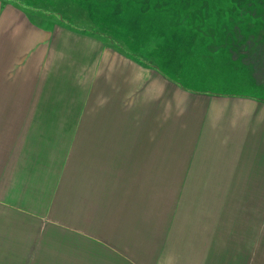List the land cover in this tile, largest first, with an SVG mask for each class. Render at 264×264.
<instances>
[{"label": "rangeland", "instance_id": "374dc122", "mask_svg": "<svg viewBox=\"0 0 264 264\" xmlns=\"http://www.w3.org/2000/svg\"><path fill=\"white\" fill-rule=\"evenodd\" d=\"M13 1L29 7L21 5L36 25L64 28L56 45L65 58L91 46L72 43L68 31L95 49L80 59L78 87L64 85V100L49 94L64 109L48 103L27 118L0 108V264L189 259L188 245L204 242L196 231L225 213L226 198L254 190L168 187L169 156L190 148L183 130L167 124L168 100L183 99L181 85L264 97L239 63H251L264 84V0ZM94 79L95 95L80 101ZM10 81L1 107L24 100L22 78Z\"/></svg>", "mask_w": 264, "mask_h": 264}, {"label": "crops", "instance_id": "0c3cea01", "mask_svg": "<svg viewBox=\"0 0 264 264\" xmlns=\"http://www.w3.org/2000/svg\"><path fill=\"white\" fill-rule=\"evenodd\" d=\"M25 10L13 0H0V92H12L10 79L22 78L25 93L23 101L9 100L0 108L23 109L21 114L30 118L32 110L46 109L48 103L56 110L64 109L61 104L64 98L58 95L65 92L64 85H80V59L87 53L92 54L95 43L87 36L68 31L65 38L72 43L82 39L87 42L86 46H91H81L78 51L67 53L68 58H65L56 45L63 44L59 31L62 33L64 28L59 26L55 33V30L36 25ZM239 63L250 71L258 90L264 89V84L254 76L252 64L241 59ZM96 82L94 79L89 84L93 87L80 101H87L92 93L95 95ZM107 82L104 78L105 86ZM4 85L9 88H3ZM177 86L176 83L173 87ZM182 86L178 87L183 89L180 92L183 99L168 100L167 124L170 130L175 131L176 127L183 130L184 142L189 143L191 149L169 156L167 171L174 177L168 187L254 190V195L247 192V195L226 198L225 213L216 214L214 220L196 231L197 237L204 242L193 247L188 245L189 259L177 264H264V212L261 207L264 205V97L262 93L191 90ZM33 92L42 95L33 99ZM73 92L72 89L68 97L73 98ZM49 94H56L61 102L58 99L48 102ZM74 94L77 102L78 92ZM75 106L78 108V104ZM75 123L80 125L81 120ZM89 123L94 122L89 120ZM104 140L108 141V136ZM255 190H263V199L255 196ZM191 253L199 254L198 258H192Z\"/></svg>", "mask_w": 264, "mask_h": 264}, {"label": "trees", "instance_id": "16d2710c", "mask_svg": "<svg viewBox=\"0 0 264 264\" xmlns=\"http://www.w3.org/2000/svg\"><path fill=\"white\" fill-rule=\"evenodd\" d=\"M69 1H70V0H69ZM17 3H18L20 6H21V5H25V6H27V5L24 4V3H22V4H21L20 2H17ZM66 3H69V2L67 1ZM54 6H55L54 8H57V7H59L60 5L58 6V4H55ZM22 7H23V6H22ZM27 7H28V6H27ZM28 8H29V7H28ZM57 15H60V14H57ZM67 23H68V22H67ZM71 27L74 28L72 25H71ZM79 31H81V30H79Z\"/></svg>", "mask_w": 264, "mask_h": 264}]
</instances>
